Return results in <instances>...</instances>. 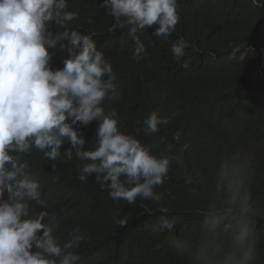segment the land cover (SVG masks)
Listing matches in <instances>:
<instances>
[{"label":"trees","instance_id":"obj_1","mask_svg":"<svg viewBox=\"0 0 264 264\" xmlns=\"http://www.w3.org/2000/svg\"><path fill=\"white\" fill-rule=\"evenodd\" d=\"M100 3L68 0L69 10L79 14L70 27L94 33L120 89L108 107L123 132L170 159L169 173L155 201L138 198L129 206L113 201L94 177L79 181L82 162L75 156L64 155L53 169L34 150L23 158L42 185L47 223L61 239L80 226L86 239L77 249L78 264H198L196 253L215 239L207 210L229 195V182L222 183L227 170L241 193L235 207L244 210L258 240L255 264H264V7L251 0H178L176 31L167 38L152 29L139 32L146 51L136 62L128 30L114 29ZM180 37L189 47L178 62L170 49ZM56 53L62 67L67 52ZM151 111L168 123L146 135L143 120ZM95 127L83 130L90 144ZM165 216L175 218L174 229L154 230ZM120 219H126L124 227Z\"/></svg>","mask_w":264,"mask_h":264},{"label":"clouds","instance_id":"obj_2","mask_svg":"<svg viewBox=\"0 0 264 264\" xmlns=\"http://www.w3.org/2000/svg\"><path fill=\"white\" fill-rule=\"evenodd\" d=\"M251 2L264 7L261 0ZM100 7L114 18V29L128 30L136 62L146 51L139 32L152 29L154 36L167 38L180 20L178 0H101ZM78 15L69 10L68 0H0V264L80 260L77 249L86 239L80 226L61 239L47 223L42 185L23 158L34 150L53 162V169L64 155L75 156L82 162L79 181L94 177L113 201L129 206L138 198L155 201L169 173L167 156L153 154L136 135L121 130L117 112L107 105L120 98L113 64L98 49L94 33L70 27ZM188 47L189 41L180 37L170 51L179 62ZM55 51L67 52L62 67H53ZM167 123L151 111L143 120L144 133H157ZM92 124L95 140L90 144L83 130ZM65 144L69 147L62 155ZM225 180L227 200L207 210L214 243L199 250L196 259L198 264H255L257 237L244 210L235 207L241 193L227 170ZM225 220L227 227H221ZM117 222L121 227L127 223ZM175 224L174 217L165 216L154 230L170 232Z\"/></svg>","mask_w":264,"mask_h":264},{"label":"rangeland","instance_id":"obj_3","mask_svg":"<svg viewBox=\"0 0 264 264\" xmlns=\"http://www.w3.org/2000/svg\"><path fill=\"white\" fill-rule=\"evenodd\" d=\"M52 63H53V67H54V68H56V67H61V66H60V62H59V56H58V54L56 53V51H55V53H54Z\"/></svg>","mask_w":264,"mask_h":264}]
</instances>
